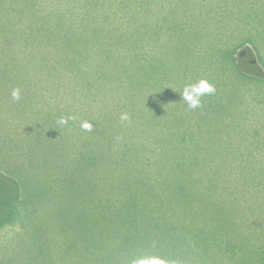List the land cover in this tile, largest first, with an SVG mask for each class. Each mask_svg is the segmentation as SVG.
<instances>
[{
	"label": "trees",
	"instance_id": "trees-1",
	"mask_svg": "<svg viewBox=\"0 0 264 264\" xmlns=\"http://www.w3.org/2000/svg\"><path fill=\"white\" fill-rule=\"evenodd\" d=\"M0 2V75L38 84L51 107L70 106L72 122L80 116L65 96L93 102L88 168L89 157L83 173L61 163L60 188L93 184L78 207L88 223L72 229L82 232L78 257L65 250L64 264H264L261 127L250 101L239 124L213 103L216 91L231 103L229 88L264 81V0ZM175 75L215 85L204 117L185 102L183 118L161 106Z\"/></svg>",
	"mask_w": 264,
	"mask_h": 264
},
{
	"label": "rangeland",
	"instance_id": "rangeland-1",
	"mask_svg": "<svg viewBox=\"0 0 264 264\" xmlns=\"http://www.w3.org/2000/svg\"><path fill=\"white\" fill-rule=\"evenodd\" d=\"M167 45L171 46L172 42L168 41ZM190 76L184 79L175 75L166 80L176 89L165 93L161 99L167 114L177 113L181 118L188 116L179 92L196 82ZM16 83V78L0 75V264H64L65 250L75 254L70 259L78 257L82 232L74 234L72 229L78 223L80 227V221L88 223L87 218L78 220V207L81 200H93V184L88 176L83 187L60 188L61 163L71 158L73 164H78V172L83 173L82 162L89 157L88 168L93 157V128L86 131L81 124L93 122V102L90 96L78 92L72 94V99L69 94L65 100L63 97L64 101L74 102L76 115L80 116L79 121L72 122L69 109H66L70 106L51 107L46 92L38 89V84L20 87ZM17 88L19 100L12 97V91ZM249 90L246 92L238 83L228 90L236 100L228 103L229 96L225 100L222 93L216 91L213 103L220 108H229L236 117L233 123L239 124L246 116L244 105L250 101L254 106L251 114L256 117L255 126L261 127L258 131L264 137V81H254ZM243 91L242 96L238 94ZM208 99H211L210 95L202 98L197 116L207 114L204 102L208 103ZM61 117L70 118L72 125L68 124L70 121L60 125ZM9 177L19 182L20 196ZM259 178H254L255 187ZM255 192L258 198L264 197ZM91 211L93 209L88 212L91 214ZM72 213L75 220L66 225L68 231H65L64 221L70 219ZM88 236L93 240V231L88 232Z\"/></svg>",
	"mask_w": 264,
	"mask_h": 264
},
{
	"label": "clouds",
	"instance_id": "clouds-1",
	"mask_svg": "<svg viewBox=\"0 0 264 264\" xmlns=\"http://www.w3.org/2000/svg\"><path fill=\"white\" fill-rule=\"evenodd\" d=\"M215 85L211 83L208 79L202 78L186 85L181 92V100L187 104L190 109H197L202 106V98L206 95L215 93ZM12 97L15 100L20 99V90L14 89L12 91ZM122 120H128L129 117L127 114L121 116ZM67 118L61 117L58 123L60 125L67 124ZM81 127L86 131H92V123L85 121L81 124ZM131 264H174L173 261L165 260L164 258L153 256L149 258L133 259Z\"/></svg>",
	"mask_w": 264,
	"mask_h": 264
}]
</instances>
